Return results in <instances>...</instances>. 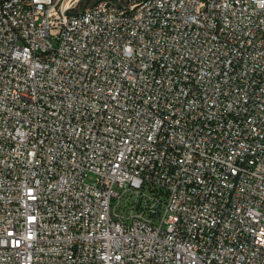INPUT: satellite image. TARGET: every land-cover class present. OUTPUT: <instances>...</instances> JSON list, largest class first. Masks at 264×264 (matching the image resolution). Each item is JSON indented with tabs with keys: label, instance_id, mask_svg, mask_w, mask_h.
I'll list each match as a JSON object with an SVG mask.
<instances>
[{
	"label": "built area",
	"instance_id": "2783aa9c",
	"mask_svg": "<svg viewBox=\"0 0 264 264\" xmlns=\"http://www.w3.org/2000/svg\"><path fill=\"white\" fill-rule=\"evenodd\" d=\"M78 1L0 0V264H264V0Z\"/></svg>",
	"mask_w": 264,
	"mask_h": 264
},
{
	"label": "rangeland",
	"instance_id": "374dc122",
	"mask_svg": "<svg viewBox=\"0 0 264 264\" xmlns=\"http://www.w3.org/2000/svg\"><path fill=\"white\" fill-rule=\"evenodd\" d=\"M97 1L99 0H79L75 9H83ZM87 180L92 181V176H88Z\"/></svg>",
	"mask_w": 264,
	"mask_h": 264
}]
</instances>
